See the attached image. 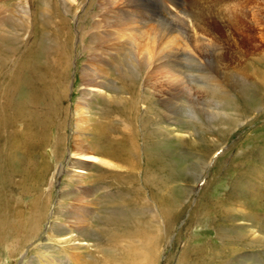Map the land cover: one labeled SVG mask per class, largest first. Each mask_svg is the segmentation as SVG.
<instances>
[{"label": "rangeland", "instance_id": "374dc122", "mask_svg": "<svg viewBox=\"0 0 264 264\" xmlns=\"http://www.w3.org/2000/svg\"><path fill=\"white\" fill-rule=\"evenodd\" d=\"M148 1L151 8L165 14V0ZM249 1L241 0L247 5L249 18L244 32L251 35L245 47L252 48L264 41V21ZM55 2L60 4L62 0ZM70 2L75 3L72 16H67L75 31V55L64 98L67 113L62 118L63 147L59 152L51 144L4 149L12 152L10 157L0 153V174L8 177L5 181L0 178V264H264V80L259 79L264 62L257 54L242 56L250 77V83L243 85L246 92L230 89L224 95L212 94L209 86L197 78L195 69L199 65L193 61L185 65L186 70H192L188 74L194 75L188 83L176 78L178 86H191L193 91L186 95L178 91L175 97L170 95L173 82L167 69L147 75L143 72L144 84L151 87L146 88L147 96L143 90L139 97L136 117L127 130L138 133L137 153L130 162L134 165L101 155L95 159L82 157L73 153L76 134H82L94 149L98 147L96 150L106 148L102 144L109 141L112 149L120 142V131L111 128L122 126L117 111L122 113L124 104L118 108L111 96L92 93L88 106L91 118L84 128L78 122L74 110H78L77 95L82 88L79 65L89 57L85 50L81 53V22L76 21L77 16L81 19L91 12L90 2L94 6L96 2ZM180 3L192 14L203 10L199 0ZM9 4L16 6V18L28 10L29 17L37 21L36 27H29L32 31L37 28L36 48L41 53L37 62L52 61L60 39L52 29L49 0H0L1 18L9 15ZM59 9L63 12L61 4ZM170 10L175 14L168 15L172 24L167 27L181 36L192 34V19ZM204 19L225 26L222 28L239 37L236 27L228 26L227 20L217 17L212 21L207 15ZM168 22L157 17L147 22V46L155 47L152 36ZM31 33L28 30L20 35V50L15 51L13 46L1 48L0 84L6 80L19 51L28 50ZM194 37L184 41L193 47ZM233 49L228 43H219L216 53L227 56L236 51ZM207 51L203 47L201 56L211 57ZM258 51L264 52V48ZM235 56V52L230 55ZM114 93L117 92L110 89L103 95ZM107 127L112 131L110 135L100 137L103 128L108 133ZM0 141L3 148L4 139ZM13 222L19 224L17 233L8 226ZM72 253L78 254L77 262L76 257L70 259Z\"/></svg>", "mask_w": 264, "mask_h": 264}, {"label": "bare ground", "instance_id": "6f19581e", "mask_svg": "<svg viewBox=\"0 0 264 264\" xmlns=\"http://www.w3.org/2000/svg\"><path fill=\"white\" fill-rule=\"evenodd\" d=\"M95 2V6L90 2L89 7H92L91 12H84L85 14L81 17L82 20L77 16L76 21L81 22V26L78 27V36L82 43L81 53L82 50H85L89 58H87L88 60H82L80 58L79 61L80 63L82 60V64L79 65V81L82 88L79 91V95H77L78 110L76 111V107L74 110L76 112L75 116L78 117L77 120L81 123L83 128L84 125L87 126L86 122L91 118L89 117L90 110L88 106L92 100V93H94V96L102 95L100 97L111 96L113 101L119 104L118 108L121 107L120 104H124L121 109L125 115L123 112H120V109L117 111L120 113L119 118L120 120L122 119V126L116 128L112 127L111 129L112 131L115 130L117 133L120 131L122 137L117 145L113 144V149L111 147L109 148L112 144L110 143L111 141H109L108 143L102 144L107 146L106 148L96 150L98 147L94 149L82 134H76L78 137H76V139L73 137L74 140L72 144L74 152H72L82 157L86 156L90 159L93 157L95 159L101 155L117 160L118 162H128L127 164L134 165V163L132 164L130 162L132 158L135 157L134 153H137L136 148H138V144L135 140L138 133L134 130H130L127 133V130L131 128L130 125L133 122V118L136 117V104L139 97L143 96V90L145 92L144 97L147 96L146 88L151 87L149 83L144 84L145 82L142 79L143 72L147 75L154 71L160 72L167 69V75L169 79H171V82H173V89L171 88L172 91L171 93L169 92L170 95L175 97L177 94L176 91L181 94L185 93L186 95V93H191L193 91L189 88L191 86H178L179 83L176 81V78L179 79L181 77L182 80L180 79V81L183 84L188 83V80L193 74L191 76L188 74L192 70H186L185 65L188 61H193L199 65L198 70L195 69L197 78L204 81L203 83L206 84V86H209L208 88L211 89L212 94L224 95L227 94L230 89L237 92H244V82L250 83L248 72L242 64V56H249L252 53L253 55L251 56H255L257 54L259 60L264 62L262 56L264 52H257V49L261 47L264 48V41L260 45L256 43L252 46L253 49L250 48V46L245 47L247 41H250L249 37H251V35L244 32L245 28H247L246 19L248 18V13L247 5L241 2V0H199L202 7L201 9H205V12L199 10L198 13L196 12L194 14H192L193 11L188 12L184 10L183 6L181 7L180 0H165L163 4L165 6V14L163 15L151 8L148 0H95ZM250 2L253 4V7L256 8L254 12L256 11L262 16L264 21V0H250L249 3ZM60 4L63 8V12L59 9ZM60 4L58 2L53 4V0H49V8L50 11H52L51 17L53 18L54 24L52 29L55 35H57L56 38H59L60 41H58L59 44L55 49L56 54L53 56L52 61L45 60V64L43 62V64H39L36 60L38 54H41L38 53L40 48H36L38 47V38H36L37 28L32 31L29 27L31 28L33 25L36 27L37 21L29 17L28 10L21 11L20 14L22 16L16 18L15 15L18 13L16 6L12 7V5L9 4L10 7H8V9L6 8L9 15L2 16V18L0 17V50L1 48H12V46L15 51L20 50L19 41L22 39L20 35L26 33L28 30L32 32L30 38L33 39L31 40H34L28 42L27 51H19L17 59L15 58L16 61L10 66L11 68L6 76V80L4 79L5 81L3 84H0V139H4V145L3 148H0V153L6 157H10L12 154L11 151H7L13 150L12 148L21 150L22 147L26 149L33 148L35 145L51 144L54 146L56 152H59L62 146L64 140L62 132L64 129V119L62 118L65 112L67 113L64 107L66 104L64 103V98L69 91L68 78L71 72L72 60L75 55L73 43L75 40V31L73 32V30H71L70 21L67 16H72L71 12L75 7V3L70 2V0H62ZM196 7L197 6H194V8ZM170 8L175 9V11L179 13H183L188 19H192V34L189 32L186 36L185 34L181 36L180 34H176L171 26L167 27L172 24L168 15L172 13L175 14ZM206 15L209 16V19L212 21H216L217 17H219L220 20H227L229 23L228 26L231 25L236 27V34L239 35L240 38L230 33L231 30L228 32V29H224L225 26H219L215 24L216 22L210 23L209 20L205 21L204 17ZM147 16H149L148 19ZM156 17L157 19L164 18L169 20V22L165 25L163 30L159 28V31L155 32V36H152V42H155V47L152 48L147 46L145 27L149 20H155ZM71 19L72 17H70V20ZM214 31H216V33ZM198 34L201 35L198 36ZM190 36L192 38L195 36L193 47L187 41H184L186 38H191ZM162 38L164 40H162ZM219 43H228L232 49L235 48L233 50H236L234 51L236 56L230 57L231 54L234 55L233 51H231L232 53H228L227 56L216 53L219 49ZM203 47L208 48L207 52L211 57L205 58L201 56V49ZM78 48L79 47H77V50H79ZM76 52L79 53L78 51ZM6 54L4 56H6ZM42 58H45V56ZM76 58H78V56ZM234 58H237L238 62H236L237 60L235 61ZM211 59L213 61H211L212 63H210L206 69L205 65L208 64ZM228 60L230 62H228ZM3 61L5 60L3 59ZM220 65H223L225 69L223 66L221 67L223 69H221ZM234 76H237L236 80L242 84H239ZM114 79H116V81ZM259 79L264 80V72ZM248 83L246 84L248 85ZM110 89H113L117 93H114L115 95H103V93H107ZM108 114L110 115V113ZM59 116H61V119H58ZM17 121L20 122L18 123ZM110 125H112V123H110ZM111 129L108 128L107 133L103 128L102 136L100 137H108V134L112 132ZM4 149L7 150L5 151ZM0 178H3L4 180L2 181H5L8 177L5 174H0ZM1 221L6 223V220ZM18 225L17 222H13L8 226H10L11 231L13 230L16 232L18 230ZM74 248L76 249L77 247ZM72 254L70 259L76 257L74 260L77 262L78 254Z\"/></svg>", "mask_w": 264, "mask_h": 264}]
</instances>
